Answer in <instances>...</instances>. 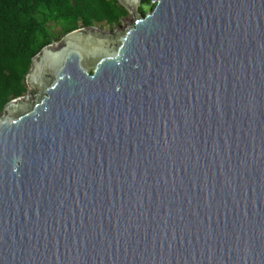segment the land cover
Returning <instances> with one entry per match:
<instances>
[{"label":"water","instance_id":"95a60500","mask_svg":"<svg viewBox=\"0 0 264 264\" xmlns=\"http://www.w3.org/2000/svg\"><path fill=\"white\" fill-rule=\"evenodd\" d=\"M118 1L0 114V264H264V0Z\"/></svg>","mask_w":264,"mask_h":264},{"label":"trees","instance_id":"16d2710c","mask_svg":"<svg viewBox=\"0 0 264 264\" xmlns=\"http://www.w3.org/2000/svg\"><path fill=\"white\" fill-rule=\"evenodd\" d=\"M142 0L140 14L154 9ZM129 15L118 0H0V114L27 94L33 58L78 29L114 27Z\"/></svg>","mask_w":264,"mask_h":264},{"label":"rangeland","instance_id":"374dc122","mask_svg":"<svg viewBox=\"0 0 264 264\" xmlns=\"http://www.w3.org/2000/svg\"><path fill=\"white\" fill-rule=\"evenodd\" d=\"M153 5H155V4H153ZM152 11H153V9L151 10L149 8L147 14H151ZM133 13L136 14V9L134 10ZM136 17H137V14H136ZM135 20L136 19L133 17V15L129 14L126 18L121 20L120 24H118L114 27H110L107 25H99L97 27L104 32H109L112 35H116V34H119L120 32L125 31L126 29H128L134 23ZM30 94L32 95V98L35 99L37 92L34 89H30Z\"/></svg>","mask_w":264,"mask_h":264},{"label":"bare ground","instance_id":"6f19581e","mask_svg":"<svg viewBox=\"0 0 264 264\" xmlns=\"http://www.w3.org/2000/svg\"><path fill=\"white\" fill-rule=\"evenodd\" d=\"M131 12H133V11H131Z\"/></svg>","mask_w":264,"mask_h":264}]
</instances>
